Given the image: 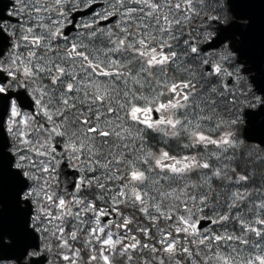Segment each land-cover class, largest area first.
Instances as JSON below:
<instances>
[{
    "label": "snow or ice",
    "instance_id": "snow-or-ice-1",
    "mask_svg": "<svg viewBox=\"0 0 264 264\" xmlns=\"http://www.w3.org/2000/svg\"><path fill=\"white\" fill-rule=\"evenodd\" d=\"M0 264H264V0H11Z\"/></svg>",
    "mask_w": 264,
    "mask_h": 264
},
{
    "label": "flooded vegetation",
    "instance_id": "flooded-vegetation-1",
    "mask_svg": "<svg viewBox=\"0 0 264 264\" xmlns=\"http://www.w3.org/2000/svg\"><path fill=\"white\" fill-rule=\"evenodd\" d=\"M11 7V0H0V15H5Z\"/></svg>",
    "mask_w": 264,
    "mask_h": 264
},
{
    "label": "water",
    "instance_id": "water-1",
    "mask_svg": "<svg viewBox=\"0 0 264 264\" xmlns=\"http://www.w3.org/2000/svg\"><path fill=\"white\" fill-rule=\"evenodd\" d=\"M1 13V12H0Z\"/></svg>",
    "mask_w": 264,
    "mask_h": 264
}]
</instances>
